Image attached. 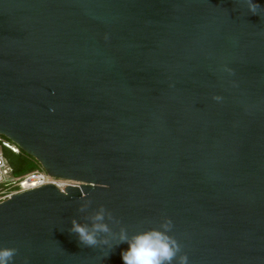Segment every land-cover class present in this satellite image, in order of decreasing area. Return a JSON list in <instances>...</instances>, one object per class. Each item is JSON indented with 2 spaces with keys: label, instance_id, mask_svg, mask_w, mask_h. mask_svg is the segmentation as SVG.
Segmentation results:
<instances>
[{
  "label": "water",
  "instance_id": "95a60500",
  "mask_svg": "<svg viewBox=\"0 0 264 264\" xmlns=\"http://www.w3.org/2000/svg\"><path fill=\"white\" fill-rule=\"evenodd\" d=\"M254 2L256 14L243 0H0V136L74 183L0 202L14 264H123L127 243L69 231L99 205L129 235L170 218L188 264H264Z\"/></svg>",
  "mask_w": 264,
  "mask_h": 264
},
{
  "label": "clouds",
  "instance_id": "9594fccd",
  "mask_svg": "<svg viewBox=\"0 0 264 264\" xmlns=\"http://www.w3.org/2000/svg\"><path fill=\"white\" fill-rule=\"evenodd\" d=\"M247 10L253 14L260 8L254 0H243ZM219 99V97H215ZM89 204L81 205L78 209L83 213ZM83 221L71 219L70 232L76 234L83 246L98 248L101 246L113 247L112 240L117 243H127L126 250L121 252L123 264H188V256L182 250V245L169 235L173 229V222L163 217L158 227H150L129 235L125 227L121 226L118 232H113L108 222L119 224L111 211L99 205L91 214L82 217ZM18 254L15 247L0 246V264H14ZM24 264H27L25 258Z\"/></svg>",
  "mask_w": 264,
  "mask_h": 264
},
{
  "label": "built area",
  "instance_id": "2783aa9c",
  "mask_svg": "<svg viewBox=\"0 0 264 264\" xmlns=\"http://www.w3.org/2000/svg\"><path fill=\"white\" fill-rule=\"evenodd\" d=\"M2 146L10 149L14 153H18L19 151V148L16 145L4 140L1 142V147ZM46 184H53L61 191L70 184L74 185L73 182L50 177L41 168L30 172L23 177H15L6 158L3 156L2 150H0V202L8 199L13 194L41 187Z\"/></svg>",
  "mask_w": 264,
  "mask_h": 264
},
{
  "label": "trees",
  "instance_id": "16d2710c",
  "mask_svg": "<svg viewBox=\"0 0 264 264\" xmlns=\"http://www.w3.org/2000/svg\"><path fill=\"white\" fill-rule=\"evenodd\" d=\"M2 140L10 142L8 139L0 136V147ZM1 150L15 177H23L30 172L40 169L39 164L33 158L23 153L20 149L18 153H14L10 149L2 146Z\"/></svg>",
  "mask_w": 264,
  "mask_h": 264
},
{
  "label": "rangeland",
  "instance_id": "374dc122",
  "mask_svg": "<svg viewBox=\"0 0 264 264\" xmlns=\"http://www.w3.org/2000/svg\"><path fill=\"white\" fill-rule=\"evenodd\" d=\"M1 150V149H0Z\"/></svg>",
  "mask_w": 264,
  "mask_h": 264
}]
</instances>
